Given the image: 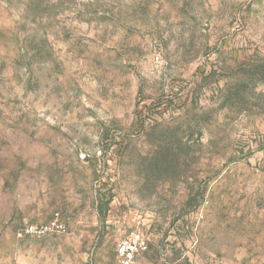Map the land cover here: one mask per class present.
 <instances>
[{
    "label": "rangeland",
    "instance_id": "obj_1",
    "mask_svg": "<svg viewBox=\"0 0 264 264\" xmlns=\"http://www.w3.org/2000/svg\"><path fill=\"white\" fill-rule=\"evenodd\" d=\"M134 231V264H264V0H0V264Z\"/></svg>",
    "mask_w": 264,
    "mask_h": 264
},
{
    "label": "built area",
    "instance_id": "obj_2",
    "mask_svg": "<svg viewBox=\"0 0 264 264\" xmlns=\"http://www.w3.org/2000/svg\"><path fill=\"white\" fill-rule=\"evenodd\" d=\"M66 225L60 221L57 214L45 224H30L23 231L31 235H41L45 232H66ZM147 248V242L141 232L134 231L116 244V261L114 264H134L139 254Z\"/></svg>",
    "mask_w": 264,
    "mask_h": 264
}]
</instances>
